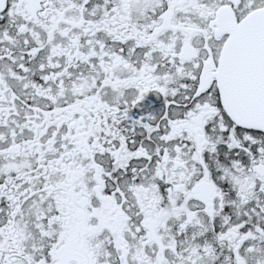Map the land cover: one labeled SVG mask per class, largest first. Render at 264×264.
<instances>
[{"label":"snow or ice","instance_id":"1","mask_svg":"<svg viewBox=\"0 0 264 264\" xmlns=\"http://www.w3.org/2000/svg\"><path fill=\"white\" fill-rule=\"evenodd\" d=\"M0 264H264V0H0Z\"/></svg>","mask_w":264,"mask_h":264}]
</instances>
